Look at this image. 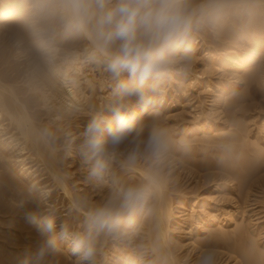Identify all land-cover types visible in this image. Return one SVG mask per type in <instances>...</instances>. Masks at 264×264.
Instances as JSON below:
<instances>
[{
  "label": "bare ground",
  "instance_id": "bare-ground-1",
  "mask_svg": "<svg viewBox=\"0 0 264 264\" xmlns=\"http://www.w3.org/2000/svg\"><path fill=\"white\" fill-rule=\"evenodd\" d=\"M38 1L40 2L41 0H36L37 3H39ZM37 3H35L32 0H0V43L1 41L3 40L5 41L8 39V44H10L9 48L11 49V54H12L11 55L12 61L15 62L18 67L23 66V71L21 74L22 77L21 78L19 77L20 78L19 81L14 80V79L9 80L8 77H5L3 75V72H0V163L4 162V167L0 166V214L2 215L11 214V216H13L12 214H14L17 211H23L24 213H26L27 211L32 210L36 208L37 206L46 207L49 204L53 205L55 203V200L54 202H50L51 200L49 201V199L52 198L53 193L57 191L59 195H62L63 201L65 200L69 204L70 208L73 210V216L76 215V216H79L80 218H83L81 212H78L72 208V204L74 201H77L80 197L82 196L86 197V195L80 196L78 192L76 191L77 187L73 188L72 186L73 184L75 185L76 182H70L68 180L70 176H68L66 173L63 172L65 170H62L63 165L61 164L62 159H60V156H59L60 153L63 152L64 157H69V159L75 160V162L77 161L78 163H80V165L85 170L86 168L82 165L78 154H76L75 152H73L71 155L68 154L66 150V144H54L55 141L53 142L50 139L51 136H48L46 134L42 126L43 125L42 123L47 121L46 124H44V126H47L49 129L59 130L61 134H63V136L66 138H68L67 134L71 133L72 139L76 140V134L82 131L83 126L86 124V121L88 120L89 114L93 110L98 109L104 103L106 97H104L103 94L107 93L108 90H110V84H109L108 77L103 72V70L99 66L95 65L94 63L89 62L83 55L84 50L88 47V41L85 37L82 36L84 38L85 43L82 44L83 46H80L78 45V40H77L78 37L76 35L69 34L67 41L69 42L68 45L70 46H67L68 48H63L61 46L62 43L60 44V42L59 43L57 42L59 37L57 36V32H55L53 33V39L51 40V43L48 42L49 33L44 31L43 28L37 25L38 23L37 19L39 15L38 12L40 8V5ZM55 3H56L55 4L56 7L59 8L61 0H55ZM210 4L214 6V10L218 9L219 7H223V6L224 7L225 6L229 7L231 5H236L238 7L242 6V7L247 8L248 11L251 13L257 14L258 12V14L260 15L259 17H261V19H263V22H264V16L262 15L264 13V0H215V1L210 2ZM13 19L16 22L12 23L13 25L10 27L9 23ZM249 24H251V22ZM196 30L197 28L193 30L191 37L189 41L187 42V46H190L191 51L188 53L187 58L185 60H188L189 62L193 60V63H195L198 57H201L203 55L202 56L204 58L203 62L205 63L204 67L206 68L207 66H210V64H213L218 69L220 68L229 69L228 67L234 64L233 66L235 67V69L233 72H239L241 70L247 69L248 67L252 66L254 62L259 60L258 55H260L259 51H261L260 50L261 46L259 45L260 43L259 44L256 43L252 46V49L247 50L246 52L244 51L245 54L240 56V58L238 57L239 59L237 58L236 62L234 60L235 56H219V55L217 56L215 54L207 52V50H202L201 52H199V50L195 49L194 46L195 45L199 46L200 41H197V39H194L192 37L193 33ZM256 31H258L259 34L262 33V31L264 32L263 25L257 28ZM196 36L197 35H195V37ZM261 42L263 44L262 40ZM182 51L183 50H181V54H182ZM228 53L231 55H235V52L233 51H230ZM195 59L196 61L194 62ZM0 60H1V56H0ZM3 64L4 62L1 63L0 61V67ZM181 69H182L181 71H183V68ZM263 70H264L263 68H260V69H257L255 73L248 72V74L244 76L245 77L244 79L245 80L247 79L246 88L248 90L252 91L255 89L257 81H260L262 79V76H263L262 73H264ZM178 71H176L175 69L172 71L171 73L172 79H174L175 82H177V80L183 81L182 86L186 87L188 91H189V88L192 89L191 87H193L192 82L197 83L196 86L198 87L203 85V87L208 89L209 91L210 90L215 91L213 88V85L206 82V79L208 78V76L206 78V73H208L209 75L211 74L210 71L207 72L205 70L206 73L202 72L200 74V73H196L197 71L195 69L196 71L195 73L190 72V77H192V79L190 80L189 79L185 80L183 76L178 73ZM163 87H164V91H163V94H164L166 93L165 90L167 89V85H164ZM180 91L182 92V89ZM29 96L35 97V99L37 98V100H39L41 104L40 105L38 104L40 107L37 106V108L39 107L40 108L39 110L44 112L45 116L43 117L46 119V121L43 122L42 120V122H40L34 117L33 114H31L32 112L30 113L31 107L33 110L35 106L30 107V105L32 104L28 105L27 100H25ZM221 100H222V97H220L219 102H221ZM28 102H29V99H28ZM237 104H236V107H237ZM240 105H242V101ZM233 107H235V105ZM236 107L234 109H236ZM239 107L241 108V106ZM160 108H161V104L160 102L156 100L155 108H149L147 111L138 109V111H140V118H142L144 114L151 112L152 122L153 121L159 122L160 117L158 118L156 113L159 112L158 110ZM230 109H231V106H230ZM232 118L230 119L231 122L233 121L232 126L238 125L236 124V119L232 120ZM216 121L217 120L214 121L212 126H210L211 123L202 122V124H204L203 128L206 129L205 130L206 134L211 129H213L214 132H221L219 131L221 126L220 124H216ZM75 124L80 127V130L77 133H73V131L70 129L71 126ZM226 124L227 123L225 122V125L221 129L227 128L225 127ZM222 135L221 133L215 134L213 138L217 136L216 137L217 139L219 138L220 140L224 142L226 141L227 143L231 142V138H232L231 136H230L231 138L230 137L228 138L227 136L226 138ZM240 137H235L234 140H236V138L238 140L240 139ZM220 140L218 141V143H220ZM234 140H233V143H234ZM244 159H245V156H244ZM212 163L214 165L212 164L206 167H204L205 164L203 165L202 163L201 165H199V168L197 167V165H194L198 168V169L196 168L198 172L197 171L193 172V174L196 175L194 179L195 181H198L197 183H200V180L203 181V179L205 181L209 180L210 183L212 181L213 182L217 181L216 187H215L217 188L218 183L224 181V184L221 183V185H219L221 186V189L224 186L227 189H232L231 191H233L234 186L227 185L232 182L231 178L235 179V178H239L240 176V178L243 177V178L251 179V177H254L255 175V173L253 175L254 171H251V172L248 171L250 170L248 166H251L248 163L245 166L246 167L245 170L242 169V167L238 166L239 169L240 168L242 169L239 171L237 169L234 170V168L233 170H230L228 166L229 173L227 170L226 171L228 173V176L230 175L231 177V178H228L227 175L225 176L223 174L221 175V171H219V168L222 166L219 165L217 167L218 164L216 165L214 162ZM141 164L143 165V163H140V164L138 163L136 167L130 172H120L117 169V173L118 175H120L122 179L124 177L123 174L125 173L132 174V175L133 174L140 175L143 179L146 175L150 173H154L156 176V182L154 186L152 187V190H154L155 194L154 193L153 194L155 197H153L152 195L151 200L153 202H151V204L149 203V201H151L150 198L147 202L149 203L147 205L148 207L149 205H152L151 208L149 207L148 209L147 207H143L137 212L133 220L126 224L125 232L121 235V237L122 239L124 238L123 240L134 241V239L144 236L147 239L146 241L147 244L146 246L144 244L145 248L143 249H145V251L143 250L142 251H143V254H146L145 257H147L146 260L148 261V263L147 261L143 260L145 258L143 257V255L141 254L135 255V253H133L135 249L133 247L134 245L132 246L129 244L130 246L128 248L126 247L127 250L125 251L122 250L123 252H119L120 251L119 247L121 246L120 241L122 240L119 238L120 240H117V243L115 244L111 243L112 244L111 248L107 250H106L107 248L106 240L108 239L106 240L102 239L101 258H102L103 264H112V262L116 258H119V256H121L123 259L122 264H146V263L147 264H182L183 262L180 263L181 261L180 262L178 261L179 259L182 258V256L179 259H177V257H174L175 254L173 255L172 253L174 249L171 246L175 245L176 248L179 247L180 249H183L182 247L186 245V244L183 245V242L181 241L182 236H180V234H177V233L180 230H183L181 234L186 232L184 231L185 229H182V228L188 223L187 219L189 218H192L193 221L195 219V223L197 224V228H196L197 231H199L202 225H207L209 227L211 225H217V224L222 225V230L220 229L214 232L208 231L210 233H209V237H207V240H209L210 243L206 245L207 243L206 242L207 240H206L205 241L206 243L202 246V247L214 246V247H219V248L221 247V249L222 248L225 249L226 254L221 255L220 253L221 264L223 263H226V264H264V259H263L264 252H262L264 250H262L260 247L259 248L257 247L258 241L256 242V240H254L255 244L257 245L256 247L258 248V251H257V248H252V249L250 248L252 245L255 246V244H252V239L250 242L249 241L250 239L248 238L249 237L248 235L251 234L250 228L252 229L251 223H253V221L251 220L252 216L250 217L249 216L250 213H247L246 210L249 209L250 206H253L256 204H252V201L249 200L250 197L248 196V194H246L247 192L245 193V195H247L248 197L244 195L245 189H248L247 191L249 190L251 191V188H249L248 186L250 182L247 179L245 180H247L248 182L244 180V182H242L243 185L240 186L242 188L239 187L240 189L243 190L242 194L244 197L240 195L236 196L237 199L234 200L235 202L229 205L231 207L227 208V210H230L229 212L227 211L228 213H226L225 211H224L225 214L223 212H220L221 208L217 207V209H219V211L217 212H220L223 214L222 215L218 214V216L217 215L212 216V214H214L215 212L213 211V209L216 206H213L212 208L210 206V209H212V211H209V213L207 214L208 209L205 210L206 215H204L205 213L203 214L200 212L197 216L198 217L202 216V219L200 221L198 220L197 222L196 219L198 218H195L194 216V213L196 211L194 209L195 207L191 209L189 208L190 209L189 212L192 211V214L190 212L192 217L190 216L188 218L186 216L187 219H185L184 215H182L184 211L179 210L177 212L176 210L175 212L176 208L182 209L181 204H184L186 199H184L182 203H180V205L178 204L177 207L174 206V203H172L170 200L171 199L169 195L170 192L167 190L168 188L165 187V185L169 183L168 176L166 177V175L161 170L155 169L153 167L147 168V166L150 165L149 163H147L148 165L146 166L145 165L142 166ZM206 170H215V171L218 170L220 174H218V171H216L217 173L215 174H211L208 176L205 175L203 177L201 175L200 177L199 171L202 172ZM251 170L253 169L251 168ZM227 179L229 180L227 181ZM89 182L90 181H86V183H89ZM172 183H175V181ZM204 183L201 182L200 184H204ZM255 183H253V185H255ZM259 183H258V185H260L259 187H264V181L259 182ZM23 186H26L27 190H25ZM89 186H88L89 189L86 188L87 186H81L78 189L84 188V191H85L84 194L88 192L87 190H90V191L92 190L93 191L92 194L94 195L96 193L105 195V193L108 192L106 188H97L92 183ZM199 187H204V186L202 185ZM165 190L167 194L164 193ZM172 192H175V191H172ZM45 193H47V195H45ZM236 193L232 195L233 199L235 198L234 196L237 195L239 192L237 194ZM197 199H200V200L197 201L195 205L198 203L202 205L207 203V199L202 195L199 196ZM87 200L89 203H95L93 200H91V198H87ZM256 203L258 202L256 201ZM21 204L23 205L22 207L20 206ZM208 205L209 204H206V206ZM202 210H204V208ZM61 213L59 212V214ZM238 215L239 216L241 215L240 219L242 218L243 221L247 220L248 222L247 225L251 224L248 227L246 226L247 229L246 228L240 229L239 226L236 228H239L240 230L239 229L235 230L234 229L235 227L232 228L233 227L232 223H234L235 221L237 222L236 216L238 217ZM57 216H58V213H57ZM16 219L14 220V217H13L14 221H17ZM72 223H73L72 225L75 226L74 222ZM11 224L12 223H10V225ZM13 225H15V222ZM20 225H23V224H20ZM59 226H60V222L57 221V231H59ZM243 226H245V224ZM29 227L27 228L28 231L30 230ZM34 227L35 225L33 226V229H31L32 232H30L31 231L30 230L29 232L26 231L27 233L21 232L24 229L21 231L19 230L20 232L19 231L17 232L16 230L11 228L12 230L11 231L8 230V231L13 233V235L14 234L19 235L18 237L20 239H17V242L18 240H21V238L26 239L27 237L24 238L25 236H31V237L33 236L32 237L33 239L32 238L30 239L31 240L30 243L32 244L33 241L34 243L36 242L40 243L42 237L38 234V232L34 229ZM17 228H20V226L18 225ZM231 229H234V231ZM2 231L7 233L6 232L7 230L6 231L2 230ZM3 232L2 233L0 232L1 233L0 237L8 236L7 238L9 237L11 238L12 236L11 233H8L10 235L9 236L8 234L5 235ZM193 233L194 232H192V235ZM258 233L259 232H257V234ZM34 236L36 238H34ZM259 236L257 237L255 236V237L258 238ZM255 237H252V238H255ZM5 238L6 237L2 239L6 240ZM2 239L0 238V240ZM26 240L27 242L30 241L28 239ZM23 241H20L19 243L25 244L26 241H24V243ZM4 242L2 243L4 245V246L2 245L3 247H1L0 245V247L2 248V250L0 249L1 250L0 251V264H19V261L24 257V254L22 252L24 249L21 248L22 250L21 249L17 250L16 251L17 257L15 256L16 258H14L16 260H12L11 258H13L12 257L13 253L11 254V252L14 250L10 248L12 246L11 243H15V245H19V246L20 244L16 242L15 238H12L10 242L6 241L7 243L5 242V244ZM172 242L173 244L174 243L176 244L172 245L171 244ZM249 242L252 245H250ZM195 243H193V246L195 245L196 247ZM247 243H249L250 247L249 246L248 247L250 249L247 247L248 245ZM260 243H261V240H260ZM33 247H35V244ZM35 248H37V245ZM253 249L254 250L256 249L255 250L256 252ZM259 249H261V253L259 252L260 251ZM30 250H27V251H30ZM60 250L62 253H60ZM32 251L33 249L31 250V252ZM201 251L202 250L198 252L201 253ZM200 253L198 254L201 255L202 253L201 254ZM198 257L194 259V262H196V264H198ZM185 259H187V257ZM44 260L47 261L45 262L47 264H75L76 257L72 254L70 242L61 241L59 244V250L55 253H51L47 255Z\"/></svg>",
  "mask_w": 264,
  "mask_h": 264
},
{
  "label": "clouds",
  "instance_id": "clouds-1",
  "mask_svg": "<svg viewBox=\"0 0 264 264\" xmlns=\"http://www.w3.org/2000/svg\"><path fill=\"white\" fill-rule=\"evenodd\" d=\"M59 9L60 27L87 39L83 55L109 80L104 103L89 114L76 140L68 133L66 142L68 154H78L89 181L106 188L108 195L95 203L87 197L74 201L72 208L83 218L76 226L63 221L59 231L54 205L27 211L25 218L42 239L19 264H43L47 255L59 250L61 241L70 242L75 264H98L102 239L120 237L146 205L155 174L128 183L117 169L130 172L142 160L155 168L172 150L173 139L167 127L142 121L138 109L155 108L166 80L191 51L187 42L193 30L214 12L206 0H61ZM53 33L49 30V43ZM217 260L218 250L206 247L198 264Z\"/></svg>",
  "mask_w": 264,
  "mask_h": 264
},
{
  "label": "rangeland",
  "instance_id": "rangeland-1",
  "mask_svg": "<svg viewBox=\"0 0 264 264\" xmlns=\"http://www.w3.org/2000/svg\"><path fill=\"white\" fill-rule=\"evenodd\" d=\"M32 1L37 3L36 0H32ZM212 1H215V0H206V2H208V3L212 2ZM37 4L40 5L39 12H38L39 15H38V19H37L39 24L37 23V25L39 27L43 28L44 31H46L48 33H49V30H54V33L57 32V36L59 37L57 42L58 43L60 42V44L62 43L61 46L63 48H68L67 46H70V45H68L69 42L67 41V39L69 37V33H65L63 31L62 27H60V25H59L60 9L56 7L55 0H53V1L52 0H41ZM262 15L264 16V13ZM259 16L260 15L258 14V12H257V14L251 13L248 11L247 8L242 7V6L238 7L236 5H231L229 7L228 6L227 7L226 6L225 7L224 6L219 7L218 9L214 10L212 18L210 20H208L206 23H204L203 26L197 28V30L194 32L195 34L193 33L192 37L194 39H197V41H200L199 46H196V45L194 46L195 49L199 50V52H201L202 50H207V52L215 54L217 56L218 55L219 56H235V59H234L235 62L237 61V58L238 57L240 58V56L244 55L247 50L252 49V46L254 44L260 43L259 45L261 46L260 47L261 51H259L260 55H258L259 60L254 62L252 64V66L248 67L247 69L241 70L239 72H233L235 69V67L233 66L234 64H232V66L228 67L229 69H227V68L218 69L213 64H210V66H207V68H206V67H204L205 63L203 62V60H204V58L202 57L203 55L202 56L200 55L201 57H198L197 61H196V59L194 60V62L196 61L197 63L196 62L193 63V60L190 61L191 63L185 59L180 60V62L178 63V65L174 69L176 71L179 70L178 73L181 74L185 80L192 79V77H190V72L195 73L197 71L196 73L201 74L202 72H205V70L207 72L210 71L211 74H209V75H208V73L205 72L206 78L208 76V78H207L208 80L206 79V82L213 85V88L215 91L210 90L211 91L210 92L208 89L204 88L203 85L198 87V86H196L197 83H194V82H192V84H193V87H191L192 89L189 88V91H188V89L186 87L182 86L183 81L177 80V82H175V80L172 79L171 75L166 80V83L164 84V85H167V89L165 90L166 93H164V94L162 93L161 95H157V97H156V100L158 102H160V104H161V108L158 110L159 112L156 114H157L158 118L160 117V121L158 119L159 122H157V123H159L162 126L167 127L169 129L170 134H171L172 139H173V147H172V150L169 152V154L164 158L162 163H160L158 166H156L155 169L161 170L166 175V177L168 176V178L170 179V180L168 179L169 183H167L165 185V187H167L168 189L167 188H165V189H167L170 192V194H169L171 197L170 200L172 203H174L175 207H177L178 204L180 205V203H182V201L184 199H186L185 203L181 204L182 209L176 208L175 212H176V210H177V212L179 210L184 211L182 215H184V218L187 219V217L189 218L192 214V211H190L191 212V214H190L189 210L191 208L195 207L194 209L196 211L194 210L195 211L194 216H195V218H198V219H196L197 222H198V220L200 221L202 219V216H199V217L197 216L200 212L204 214L206 212L205 210L208 209L207 210V214H208L209 211H212V209H210V206H211V208L213 206H216L213 209V211H215V212H214V214H212V216L213 215L218 216V214L222 215L223 213L225 214V212L228 213L230 210H227V208L231 207L229 205H231L232 203L235 202L234 200L237 199L236 196L240 195V196L244 197L242 194L243 190L240 189L242 187H240V186L243 185L242 182H244V180L247 179L250 182L248 184V186H249V188H251V191L250 190L247 191L248 189H245L244 195L247 192L246 194H248V196L250 197L249 200L252 201V204H256V205L250 206V208L246 210L247 213H250L249 216L250 217L252 216L251 220L253 221V223H251L252 225L250 224L252 229L249 227L251 234L249 233L250 235H248L249 236L248 238L250 239L249 240L250 242L252 239V244H255L254 240H256V242L258 241L257 242L258 246L256 244L254 246L249 242L250 245H252L253 247L252 246L250 247L249 243H247L248 244L247 247L249 246L251 249L260 247L262 250H264V247H262V246H264V224H263L264 223V192H263L264 187H259L260 185H258L259 182L264 181V161H263L264 160V133H263L264 132V73H262L263 74L262 79L260 81H257L256 87L252 91H250L246 88L247 79L246 80L244 79L245 78L244 76H246V74H248V72L249 73H251V72L255 73L257 71V69H260V68L264 69V32L262 31V33L259 34L258 31H256V29L259 28L260 26L263 25V27H264V22H263V19H261V17H259ZM35 18H37V17H35ZM14 22H16L14 19L10 21V23H9L10 27L13 25L12 23H14ZM250 22H251V24H249ZM252 24H254L255 26ZM7 26H9V25H7ZM195 35H197V36L195 37ZM256 35H257V37H256ZM77 37H78L77 38L78 45L83 46L82 44L85 43L84 38L82 36H77ZM81 40H83L84 42ZM261 40L263 41V44H262ZM79 42H81V43H79ZM9 47H10V44H8V39L5 41L4 40L1 41V43H0L1 60L0 61H1V63L4 62V64L5 63L6 64L1 65L0 72H3V75L5 77H8L9 80L14 79V80L19 81L20 78L22 77L21 74L23 71V66L18 67L17 64L12 61L11 49ZM230 51L235 52V55L229 54L228 52H230ZM181 55H183V51H182ZM181 68H183V71H181L182 70ZM200 68H202L204 70H202ZM195 69H196V71H195ZM2 70H4V71H2ZM5 70H6V72H5ZM263 72H264V70H263ZM183 74H185V75H183ZM17 78H19V79H17ZM183 87H184V89H183ZM181 89H182V92L180 91ZM185 90H186V92H185ZM183 91L185 92V94ZM108 92H109V90H108ZM108 92L103 94V96L107 97ZM29 97L25 99V100H27L28 105L32 104V105H30V107L35 106L33 110L31 107L32 111L30 110V113L32 112L31 114H33L34 117L37 120H39L40 122H42V120H43V122L46 121V119L43 117V116H45L44 112L39 110L40 109L39 105L41 104L39 102V100H37V98L35 99V97H32V96H31L32 98L30 97L31 99ZM220 97H222L221 102H219ZM28 99H29V102H28ZM241 101H242V105H240ZM233 104L235 105V107L237 104L236 109H234L235 107H233L234 106ZM37 106H39V107L37 108ZM172 106H174V107H172ZM230 106H231V109H230ZM239 106H241V108ZM33 111H34V113H33ZM151 115H152L151 112L146 113L143 115L141 120L146 122V123H151L152 122V116ZM230 117L231 118L233 117L232 120L236 119V124H238V125L232 126L233 121L232 122L230 121V119H231ZM213 120L214 121L217 120L216 124H220L221 127H220L219 131H221V132H214L213 129H211L206 134L205 133L206 129L203 128L204 124H202V122L203 123L204 122L205 123H211L210 126H212L214 123ZM46 122L42 123L43 125L42 124L41 125L43 126L46 134L48 136H51L50 139L53 142L55 141L54 144H66L68 138L64 137L63 134H61V132L57 129H49L47 126H44V124H46ZM225 122L227 123L225 126L227 128L221 129L225 125ZM230 122H231V124H230ZM86 123H87V121H86ZM70 129L73 131V133H77L80 130V127L75 124V125L71 126ZM220 133H221V135L223 134L222 136H224V137L227 136L229 138L231 136L232 137V138L230 137L231 142L229 141L230 143H227L226 141L224 142L218 138L220 140V143H218L219 140L216 138L217 136H215V138H213V136L215 134H220ZM233 136H234V138H233ZM235 137H240V139L237 140V138H236V140H234ZM215 139H217L218 141ZM233 140H234V143H233ZM238 141H240V142H238ZM59 156H60V159H62L61 160V164L63 165L62 170H65L63 172L66 173L68 176H70L68 178V180L70 182H76L75 185L73 184L72 186H73V188L77 187L76 191L78 192V194L80 196L86 195L87 198H91V200H93L94 202H99V201H101L107 197L108 192H106L107 194L105 193V195L104 194L101 195L98 193H96L94 195V194H92L93 193L92 190L91 191L87 190L88 192L86 194H84L85 193L84 188L78 189L81 186H87L86 188L89 189L88 186L91 183L90 182L86 183V181H89V179L87 177V171L77 161L75 162V160L69 159V157H64L63 152H61ZM244 156H245V159H244ZM241 157L243 160L241 159ZM170 158H171V160H170ZM212 162H214L216 165L218 164L217 167L219 165L222 166L219 168V171H221V175L223 174L224 176L225 175L228 176L229 168H230V170H233V168H234V170L237 169L238 171L242 170V169L245 170L246 169L245 166L248 163H249V165H251V166L247 165L250 168V170H248V171H250V172L254 171L253 175H254V173H255V175H254V177H251V179L250 178H243V177H242L243 178L242 179V178H240V176H239V178L234 179V178H231L229 175L228 178H231L232 182L227 184V185L234 186L233 191H231L232 189H227L224 186L221 189V186H219V185H221V183L224 184V181L218 183V185H217L218 189L215 188L217 181H214V182L212 181L210 183L209 180L205 181L203 179V181L205 183L207 182L206 184L202 180H200V183L202 182L204 184L197 183L198 181H195V179H194L196 175L193 174V172L197 171L196 168L197 167L199 168V165H201L202 163H203V165L205 164L204 167H206L208 165H212L213 164ZM260 162H262V163H260ZM140 163H143V165H145V166L148 165L147 163L150 164V162L147 160H142V162L140 161L139 164ZM208 163H210V164H208ZM194 165H197V167ZM0 166L4 167V162L0 163ZM228 166H229V168H228ZM238 166L242 167V169L241 168L239 169ZM148 167H152V165L150 164L149 166H147V168ZM200 167H202V166H200ZM181 168H182V170H181ZM251 168L253 170H251ZM1 170H3V169H1ZM226 170L228 171V173ZM216 171H218V170H216ZM216 171L215 170H206V171H202V172L199 171V174H200V177H201V175L203 177L205 175L208 176L211 174H215V173H217ZM219 171H218V174H220ZM123 176H124L123 180L125 182H128V183H135V182H139V181L143 180V178L140 175H136V174L132 175V174L125 173V174H123ZM191 176L193 179L191 178ZM260 179H262V180H260ZM228 180L229 179H227V181ZM247 180H245V181H247ZM174 181H175V183H172ZM253 183H255V185H253ZM202 185L204 187H199ZM23 187L25 188V190H27L26 186H23ZM198 187H199V189H198ZM258 188H260V189H258ZM172 191H175V192H172ZM236 192L237 193L239 192L240 194L239 193L237 194ZM248 192H250L251 194ZM151 193L152 194L149 197L150 200H151L152 195H153V197H155L154 196V194H155L154 190H152ZM164 193L167 194L166 190ZM235 193L237 195H235L234 196L235 198L233 199L232 195H234ZM201 195L207 199L206 204H209L208 206H206V204L202 205L200 203L195 205V203L200 200L197 198ZM245 196H247V195H245ZM152 199H154V198H152ZM194 199H195V201H194ZM54 200H55V203L53 205H56L57 207L62 205L58 208L55 206L56 213H58L57 221H59L60 224L63 221H65V222L70 223V224H73L72 222H74L75 226H76V224L78 225V223L82 220V218H80L79 216H76V215L73 216V210L70 208L69 204L65 200L63 201L62 195H59V193H57V191H55L53 193L52 198L49 199L50 202H54ZM61 200H62V202H61ZM255 200L258 203H256ZM151 202H153V201L152 200L149 201L150 204H151ZM149 203H146V205L144 207H147L148 209H149V207L151 208L152 205H149V207L147 206ZM193 203H194V205H193ZM217 207L221 208L220 212H223V213L217 212V211H219V209H217ZM203 208H204V210H202ZM215 209H217V210H215ZM59 212L60 213L62 212V213L59 214ZM22 213H23V215H22ZM12 215L13 216H11V214L10 215L9 214L8 215L0 214V232L1 233L3 232L2 230H4V231L7 230L6 231L7 233L3 232L6 235L8 233H11L8 230L11 231L12 229L16 230L17 232L19 230L21 231L23 229L24 230L26 229L25 232H24V230L21 232L27 233L26 231H28L27 228L29 226H30L29 227L30 230L33 229L34 225L31 224L25 218V213L23 211H17ZM204 215H206V213ZM13 217H14V220L17 218L16 219L17 221H14ZM240 217H241V215L240 216L238 215V217L236 216L237 222L236 221H235L236 223L234 222L235 225H234V223H232V226H233L232 228L235 227L234 228L235 230L239 229V228L240 229H242V228L247 229V227L250 226V225H247L248 224L247 220L243 221V219L241 218L242 219L241 220ZM20 218H21V220H20ZM222 218H223V216H222ZM187 220H188V223L184 226L185 228L184 227L182 228V229H185L184 231H186V232L181 234L183 232V230H180L181 232L178 230L179 232L177 233V234H180V236H182L181 241L183 242V245L184 244H186V245H184L182 247L183 249H180L179 247L176 248V246L174 245L176 243L173 244V242H174L173 241L171 243L172 245H174V246H171L174 249L172 253H173V255L175 254L174 257H177V259H179L182 256V258L178 260L179 262L181 261L180 263L183 262L182 264H188V262H189V264H191L192 262L196 264V262H194V259L196 257L200 256L198 254L200 252H198V251H200V250L204 251L203 249H205L206 247H214V246L202 247L206 242H207L206 245L210 243L209 240H207V237H209V233L211 231L214 232V231H218L220 229L222 230V225H220V224L211 225L210 226L211 228L207 225H202L201 228L199 227L200 228L199 231H197L196 230L197 224L195 223V219H194V221L192 218H189ZM10 221H12V222H10ZM14 222H15V225H13ZM10 223H12L11 225H13V226H11ZM16 224H17V226H16ZM20 224H23V225H20ZM24 224H25V226H24ZM28 224H29V226H28ZM192 224H193V226H192ZM244 224H245V226H243ZM18 225L20 226V228H17ZM238 226H239V228H236ZM34 229L36 230V227H34ZM234 229H231V230L234 231ZM229 230H230V228H229ZM208 231H210V232H208ZM254 231L256 234H257V232H259V233L256 235L254 233ZM30 232H32V230ZM192 232H194L193 235H192ZM260 232H261V234H260ZM186 233H188V234H186ZM4 234H3V236H4ZM11 234H12L11 238L10 237L7 238L8 236H4V237H6L5 238L6 240L2 239L4 237H0L3 240V241L0 240L1 247L4 246L2 244L4 241L10 242L12 240V238H15V240L17 242V239H20L18 237L19 235H17V234L13 235V233H11ZM259 234H260V236H259ZM255 236L256 237L259 236V237L256 238ZM28 237H30V238H28ZM32 237L31 236H25L24 238L30 240ZM252 237H255L256 239L252 238ZM34 238H36V237L34 236ZM119 238L122 239L121 236L116 238V239L115 238H108V240H106V242H107L106 243V246H107L106 250L110 249L112 244L117 243V240H120ZM9 239H10V241H9ZM26 239L21 238V240H18L17 243H19L20 241H23V240L26 241L25 244L19 243L21 247L19 245H15V243H11L12 246L9 245V246H11L10 248H12V250L15 251V252L14 251L11 252V254L13 253L12 254L13 258H11L12 260H16V259H14L17 257L16 251L21 249V248L25 250V252H24V250L22 251L24 255L27 252H31L32 249H33V251L36 250L35 247H36V245L37 246L39 245V244H37L39 242L34 243V241H33V243L31 244L30 243L31 240L27 242ZM123 239L120 241L121 246L119 247V249H120L119 252H123V251L127 250V248L130 245H132V246L134 245L133 247L135 249L133 247L132 248L134 249L133 253H135V255L141 254V255H143V257L146 256V254H143V251H145V249H143V248H145V246L147 244L146 243L147 239L144 236L140 237V238H136V239H134V241H130V240L127 241V240H123ZM199 240H201L203 242H201ZM260 240H261V243H260ZM24 241H23V243H24ZM197 241H199L200 243ZM5 242H4V244H5ZM193 243L196 244V247H195V245L193 246ZM34 244H35V247H33ZM144 244H145V246H144ZM31 245H33V246H31ZM140 245H142V246H140ZM1 247H0V249L2 250ZM215 248L216 249L218 248L217 249L218 250L217 264H221V262H220L221 255L226 254V250L223 248L221 249V247L220 248L215 247ZM258 248H257V251H258ZM261 249H259L260 253H261ZM27 250H30V251H27ZM202 251H201V253H203ZM262 252H264V251H262ZM60 253H62L61 250H60ZM220 253H221V255H220ZM185 255H187V256H185ZM186 257H187V259H185ZM146 259H147V257H145L143 260L147 261ZM190 261H191V263H190ZM45 262H47L46 260H44L43 263L47 264ZM101 262H102V258L100 257L98 260V264H103V262L102 263ZM122 262H123V259L121 256H119V258H116L112 262V264H122ZM147 263H148V261H147ZM223 264H226V263H223Z\"/></svg>",
  "mask_w": 264,
  "mask_h": 264
}]
</instances>
